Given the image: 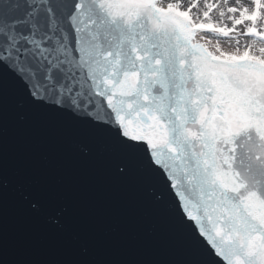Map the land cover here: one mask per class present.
I'll use <instances>...</instances> for the list:
<instances>
[{"label": "snow or ice", "instance_id": "6c2138e0", "mask_svg": "<svg viewBox=\"0 0 264 264\" xmlns=\"http://www.w3.org/2000/svg\"><path fill=\"white\" fill-rule=\"evenodd\" d=\"M0 264H264V0H0Z\"/></svg>", "mask_w": 264, "mask_h": 264}]
</instances>
